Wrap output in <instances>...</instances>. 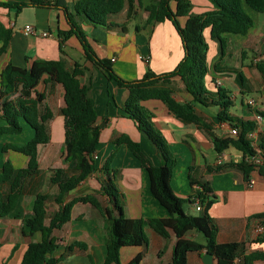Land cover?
<instances>
[{
    "label": "crops",
    "instance_id": "0c3cea01",
    "mask_svg": "<svg viewBox=\"0 0 264 264\" xmlns=\"http://www.w3.org/2000/svg\"><path fill=\"white\" fill-rule=\"evenodd\" d=\"M23 1V0H0ZM25 1V0H24ZM78 0H52L61 6L74 11ZM158 0H134L127 2L123 12L115 17L119 25L108 29L94 26L84 17H79L80 23L88 34L89 41L100 58L112 61V66L126 80L142 78L151 69L156 73L173 70L184 57V47L181 36L174 24L166 20L155 25H146L149 12L145 9ZM191 13H203L215 6L211 0H189ZM171 6L176 7L172 1ZM248 6V5H247ZM35 8L42 19L32 22L37 28L36 34H24L20 28L28 23L18 24L12 20L9 11L0 7V20L13 33L9 46L0 55V69L12 63L20 67L30 66L35 59H63L68 68H73L76 62L82 64L84 74L79 77L82 84L92 81L91 95L98 113V124L101 125V135L97 148V168L85 180L71 191L65 202L76 197L92 194L100 202L97 208L91 203L77 202L72 209L71 219L61 229L54 231L58 247L53 256L59 258L67 254L68 247L76 242H83L87 248L74 246L68 257L57 264H102L107 255V244L111 240L110 220L105 215L106 208L111 207L110 197L101 189L98 178L106 177L103 165L113 149V140L122 134H128L134 140L141 142L142 148L154 165L163 163L153 142L141 132L134 121L124 115L123 106L128 101L129 91L119 86L108 72L93 63L85 56L82 44L75 35L69 37L60 47L59 30H68L70 25L62 8ZM24 8V9H25ZM249 14L254 19V25L246 35H222L223 46L217 39L211 37L210 29L205 30L209 42L208 73L206 76V105L196 102L195 107L209 129L197 123L175 117L168 107L160 100L152 99L143 105L154 112L155 124L166 138L169 150L175 158L171 187L174 193L186 200L183 208L186 213L200 215L190 198L197 192L198 184L194 180L203 179L209 182L211 195L216 201L208 213L214 219L218 231L217 241L244 242L247 251L264 249V242H256L255 227L264 225V173L253 169L246 174L241 167L243 152L230 146L220 158L215 150L212 137L225 136L232 124L218 118L220 101L219 87L216 81H221V87L226 88L232 102L230 113L237 119L253 121L252 110L246 105L249 97L259 102V110L264 116V78L256 67V62H264V13L251 8ZM187 17H180L182 25ZM47 31L49 35L44 36ZM2 41L0 40V46ZM145 57H149L148 61ZM114 59V60H113ZM243 72L246 81L241 84L239 73ZM171 86V84H170ZM174 95L181 102L192 100L185 90L184 84L175 78L172 85ZM46 88L45 83L38 87L40 91ZM46 104L54 112L49 121L51 141L39 146V169L37 173L28 176L23 183L22 194L16 209L8 216L0 218V264H21L30 242L40 241V232L25 235L23 226L25 219L31 216V210L37 193L49 194L51 200L45 205V222L48 224L60 205L53 199L60 192L59 186L51 181L54 169L67 167L64 149L65 126L62 108L65 107V90L57 85L54 90L46 91ZM1 114V110H0ZM0 116V127L6 125ZM24 131L19 134H4L0 137V172L6 160H10L15 168L25 167L28 157L25 154L8 150L3 151L7 142L24 143L34 136L33 129L25 122ZM264 127V120H263ZM63 143L61 150L53 149V141ZM153 146H152V145ZM261 149L264 152V134L261 137ZM60 152L62 154H60ZM224 166L222 171L209 170L210 167ZM109 174L116 176L117 186L121 193V203L124 212L131 218L168 217L169 211L154 197L150 188V177L147 169L129 150L127 145H121L110 164ZM116 172V173H115ZM115 173V175H113ZM10 182L0 184L4 196L10 193ZM149 243L138 246H124L120 250L122 264H128L137 255L142 254L140 264H170L177 240L175 233L168 229V237L159 234L150 226L145 227ZM188 238L204 241L202 234L195 231ZM203 254L189 252L188 264H205ZM214 264L217 259L214 257ZM256 264H264L257 261Z\"/></svg>",
    "mask_w": 264,
    "mask_h": 264
},
{
    "label": "trees",
    "instance_id": "16d2710c",
    "mask_svg": "<svg viewBox=\"0 0 264 264\" xmlns=\"http://www.w3.org/2000/svg\"><path fill=\"white\" fill-rule=\"evenodd\" d=\"M176 2V7L171 2ZM214 8L203 13H191L189 0H158L145 7L149 12L146 25L170 20L181 36L184 57L171 71L156 73L149 69L146 74L135 80H126L121 77L112 66V61L100 58L92 47L88 34L80 23L79 17H84L94 26H102L108 29L119 24L115 17L123 12L127 2L134 0H78L74 11L52 0H23L0 1V7L9 11L15 10L19 14L25 7L62 8L65 11L70 25L68 30H59L61 37L60 47L72 35H75L83 46L87 59L106 70L119 86L129 91L128 101L124 104V115L132 119L136 127L143 132L155 145L158 154L163 158V163L154 165L145 154L142 144L134 140L128 134H122L113 140V149L103 165L106 177H99L102 191L110 197L111 207L106 208L105 215L110 220L111 240L107 244L106 259L102 264H122L120 250L124 246L147 245L149 238L145 227L150 226L164 237H168V229H171L176 237L174 255L170 264H188L189 252H210L217 259V264H256L264 262V249L247 251L244 242L220 243L217 241V225L209 215L208 210L216 201L211 195L209 182L201 179L192 183H199V190L190 198L193 203L195 197L200 198L204 206L203 214L195 215L186 213L183 204L186 200L176 195L171 187V178L175 165L169 145L162 131L155 124V114L143 105L147 100H160L175 117L197 123L209 129L210 126L203 120L195 107L196 102L206 105L215 103L206 101L208 73L209 42L205 37V30L210 29L211 37L221 42L225 40L222 35L241 34L246 35L254 25V19L248 14L243 4L257 12L264 13V0H211ZM180 17H187L184 25ZM12 27L6 26L0 20V55L6 52L12 38ZM256 67L264 78V62H256ZM82 64L76 62L73 68H68L63 59H35L30 66L20 67L12 63L0 69V116L6 121V125L0 127V137L4 134H19L24 131L25 121L34 131L32 139L24 143L7 142L3 151L13 150L28 157L25 167L15 168L10 160H6L0 172V184L10 182V193L4 196L0 187V218L10 215L17 207L22 194L24 180L39 169V146H44L51 141V129L49 121L54 116L52 109L46 104L47 92L54 90L57 85H62L65 90L64 115L66 149L65 162L67 167L54 169L51 181L59 186L60 192L53 199L60 205L58 211L47 224L45 222V205L51 200L49 194L37 193L31 210V216L25 219L23 233L34 235L40 232V241L30 242L23 256L21 264H57L65 260L73 251L74 246L87 248L83 242L70 245L65 255L56 258L53 256L58 247L57 237L54 231L61 229L71 219L73 206L77 202L91 203L100 207L98 198L87 194L66 201L67 195L81 184L97 168L95 154L99 146L101 125L98 124V113L94 99L90 93L92 81L82 84L79 77L84 74ZM178 78L184 84L185 90L192 96L191 101L181 102L174 95L173 81ZM241 84L246 81L243 72L239 73ZM41 83H45L44 91L38 89ZM171 84V86H170ZM227 89L219 86L218 94L220 105L218 118L228 121L239 128V134L235 137H221L214 135L212 141L215 150L223 152L230 146H234L246 154H252L253 148L247 138V132L255 127V122L236 119L230 113L232 105L227 94ZM121 145H127L134 156L139 159L150 177V188L154 197L168 211V217L131 218L128 217L121 203V193L117 186L116 176L109 174L110 163L117 154ZM241 167L245 173H250L254 167L248 164L243 157ZM209 170L222 171L224 166L210 167ZM264 173V163L259 168ZM116 173V172H115ZM115 173L113 175H115ZM195 231L202 234L204 241L188 238L187 235ZM256 242H264V232L257 237ZM142 254L137 255L128 264H140ZM91 264H95L93 261Z\"/></svg>",
    "mask_w": 264,
    "mask_h": 264
},
{
    "label": "built area",
    "instance_id": "2783aa9c",
    "mask_svg": "<svg viewBox=\"0 0 264 264\" xmlns=\"http://www.w3.org/2000/svg\"><path fill=\"white\" fill-rule=\"evenodd\" d=\"M21 33L24 34H36L37 28L33 24H26L22 28L19 29ZM44 36L49 35V32L45 31L43 33ZM148 61L149 57H145ZM114 60V59H113ZM216 86H221V81H216ZM246 105L252 110L253 121L255 122V127L247 132V138L250 141V146L253 148L254 152L252 154H246L244 156L245 161L252 165L254 169H259L260 166L264 163V152L261 149V137L264 134L263 120L264 116L259 110V102L254 97H249L246 101ZM239 134V128L237 126L232 125L229 128V131L225 135V137H235ZM225 152L220 153V158L225 156ZM97 158V154H95V159ZM198 186V190H199ZM194 208L197 211H202L204 206L200 202L199 197L194 198V202L192 203ZM264 232V225L259 223L255 227V233L257 236L261 235Z\"/></svg>",
    "mask_w": 264,
    "mask_h": 264
},
{
    "label": "rangeland",
    "instance_id": "374dc122",
    "mask_svg": "<svg viewBox=\"0 0 264 264\" xmlns=\"http://www.w3.org/2000/svg\"><path fill=\"white\" fill-rule=\"evenodd\" d=\"M243 8L249 14L251 8L249 6H247V4H245V3L243 4ZM36 10H38V9H35V8H25L19 14H17L16 13V9H15V10H12L11 11L10 16H11L12 20L17 21L18 24H24V25H25V23L32 24V22H36L37 19H42L39 16V14H38V12ZM53 143H54L52 145L53 146V149H54L53 150L54 151L53 154H56V150H58V151L61 150L63 143H61L58 140H54ZM60 154H62V153L60 152Z\"/></svg>",
    "mask_w": 264,
    "mask_h": 264
},
{
    "label": "water",
    "instance_id": "95a60500",
    "mask_svg": "<svg viewBox=\"0 0 264 264\" xmlns=\"http://www.w3.org/2000/svg\"><path fill=\"white\" fill-rule=\"evenodd\" d=\"M203 261L205 264H214V255L210 252H205L203 254Z\"/></svg>",
    "mask_w": 264,
    "mask_h": 264
}]
</instances>
